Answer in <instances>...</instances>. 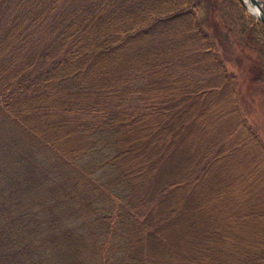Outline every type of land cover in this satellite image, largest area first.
Masks as SVG:
<instances>
[{
  "label": "trees",
  "instance_id": "trees-1",
  "mask_svg": "<svg viewBox=\"0 0 264 264\" xmlns=\"http://www.w3.org/2000/svg\"><path fill=\"white\" fill-rule=\"evenodd\" d=\"M198 4L0 0V125L41 178L0 264H264V144Z\"/></svg>",
  "mask_w": 264,
  "mask_h": 264
},
{
  "label": "rangeland",
  "instance_id": "rangeland-1",
  "mask_svg": "<svg viewBox=\"0 0 264 264\" xmlns=\"http://www.w3.org/2000/svg\"><path fill=\"white\" fill-rule=\"evenodd\" d=\"M198 1L199 13L203 15L201 16L202 26L212 35L215 50L226 70L234 74L239 106L264 144V96L261 88L263 81L250 79L256 71V63L259 62H255L256 49L248 40L245 32L240 30L241 10L244 7L235 0ZM22 134L16 126L0 125L1 211L10 206L13 200H17V197L28 198L31 202L40 194L39 191H32L36 185L35 181L41 179L38 171L33 169L25 173L26 167L33 165L24 151H27V145L24 143ZM23 175L28 181L26 185L18 187L17 182ZM1 239H7V233L0 229Z\"/></svg>",
  "mask_w": 264,
  "mask_h": 264
},
{
  "label": "water",
  "instance_id": "water-1",
  "mask_svg": "<svg viewBox=\"0 0 264 264\" xmlns=\"http://www.w3.org/2000/svg\"><path fill=\"white\" fill-rule=\"evenodd\" d=\"M244 9L250 13L255 19L260 20L264 25V0H250L252 8L256 11V13L252 10L246 8V6L242 3V0H237Z\"/></svg>",
  "mask_w": 264,
  "mask_h": 264
},
{
  "label": "bare ground",
  "instance_id": "bare-ground-1",
  "mask_svg": "<svg viewBox=\"0 0 264 264\" xmlns=\"http://www.w3.org/2000/svg\"><path fill=\"white\" fill-rule=\"evenodd\" d=\"M242 3L246 6L247 9L252 10L256 13V11L252 8L250 0H242Z\"/></svg>",
  "mask_w": 264,
  "mask_h": 264
}]
</instances>
